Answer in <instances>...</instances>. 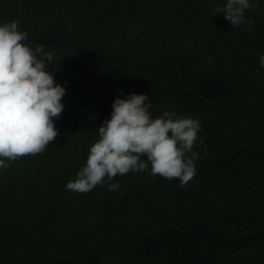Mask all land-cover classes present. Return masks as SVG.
<instances>
[{"label": "trees", "instance_id": "1", "mask_svg": "<svg viewBox=\"0 0 264 264\" xmlns=\"http://www.w3.org/2000/svg\"><path fill=\"white\" fill-rule=\"evenodd\" d=\"M224 2L0 0L66 88L56 140L0 170V264H264V0L239 27ZM120 90L200 121L186 186L130 171L66 190Z\"/></svg>", "mask_w": 264, "mask_h": 264}, {"label": "clouds", "instance_id": "2", "mask_svg": "<svg viewBox=\"0 0 264 264\" xmlns=\"http://www.w3.org/2000/svg\"><path fill=\"white\" fill-rule=\"evenodd\" d=\"M254 2L259 0H225L213 12L223 15L231 27L251 26L246 12ZM28 38L18 21L0 23V170L20 157L45 152L59 135L55 120L65 107L66 88L46 70L54 52L43 45L33 48ZM258 62L264 68V53ZM120 91L110 118L96 128L99 139L90 146L85 165L67 182L66 190L83 194L103 186L105 178L111 181L130 171H149L153 177L176 179L180 187L186 186L198 171L200 156L193 148L203 142L198 136L200 121L169 110L153 118L149 95L131 93L121 98ZM119 187L108 184L110 191Z\"/></svg>", "mask_w": 264, "mask_h": 264}]
</instances>
